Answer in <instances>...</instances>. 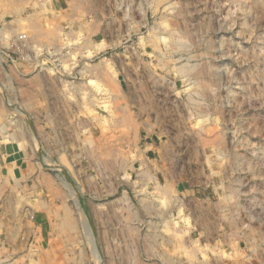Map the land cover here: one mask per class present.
<instances>
[{"label": "rangeland", "instance_id": "obj_1", "mask_svg": "<svg viewBox=\"0 0 264 264\" xmlns=\"http://www.w3.org/2000/svg\"><path fill=\"white\" fill-rule=\"evenodd\" d=\"M0 264H264V0H0Z\"/></svg>", "mask_w": 264, "mask_h": 264}, {"label": "built area", "instance_id": "obj_2", "mask_svg": "<svg viewBox=\"0 0 264 264\" xmlns=\"http://www.w3.org/2000/svg\"><path fill=\"white\" fill-rule=\"evenodd\" d=\"M26 38H27V35L25 33L24 34H21L20 37H19L20 42L25 41Z\"/></svg>", "mask_w": 264, "mask_h": 264}, {"label": "bare ground", "instance_id": "obj_3", "mask_svg": "<svg viewBox=\"0 0 264 264\" xmlns=\"http://www.w3.org/2000/svg\"><path fill=\"white\" fill-rule=\"evenodd\" d=\"M64 219H65V218H64ZM66 219H68V218H66ZM70 219H71V218H69L68 220L70 221ZM71 220H72V219H71ZM63 221H65V220H63ZM65 223H66V225H67V222H64V224H65ZM70 223H72V222L70 221ZM70 223H69V224H70ZM69 227H72V225H69Z\"/></svg>", "mask_w": 264, "mask_h": 264}]
</instances>
